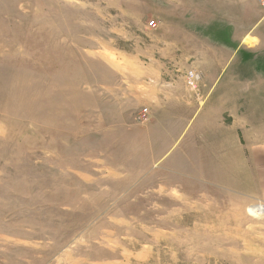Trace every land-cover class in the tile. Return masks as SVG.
Masks as SVG:
<instances>
[{
  "label": "rangeland",
  "instance_id": "374dc122",
  "mask_svg": "<svg viewBox=\"0 0 264 264\" xmlns=\"http://www.w3.org/2000/svg\"><path fill=\"white\" fill-rule=\"evenodd\" d=\"M263 1L0 0V264H264L244 142L192 150L264 82Z\"/></svg>",
  "mask_w": 264,
  "mask_h": 264
},
{
  "label": "crops",
  "instance_id": "0c3cea01",
  "mask_svg": "<svg viewBox=\"0 0 264 264\" xmlns=\"http://www.w3.org/2000/svg\"><path fill=\"white\" fill-rule=\"evenodd\" d=\"M256 83L249 81L247 85L242 88L236 87L237 89L226 86V94L222 87L220 94L217 91L218 82L213 91L214 109L202 110L204 112L200 114L203 118L199 121L200 124L194 127L193 135L200 137V146L192 150H198L200 157L220 158L233 153V156L237 155L240 158L243 147L240 142H244L249 159L248 172L252 182L258 191H264V82L255 85ZM241 99L248 103V106L245 114L247 120L240 127L237 104ZM225 112L233 118L231 123L225 124L223 119H220L224 117ZM211 122L213 125L210 124ZM209 148L212 150L211 153ZM223 167L224 164L222 169L219 165L222 172Z\"/></svg>",
  "mask_w": 264,
  "mask_h": 264
},
{
  "label": "built area",
  "instance_id": "2783aa9c",
  "mask_svg": "<svg viewBox=\"0 0 264 264\" xmlns=\"http://www.w3.org/2000/svg\"><path fill=\"white\" fill-rule=\"evenodd\" d=\"M263 6H264V1H263ZM193 77V73L190 71L189 72V75H188V77H187V79H188V81H189V83L190 84H192V82L190 81V79Z\"/></svg>",
  "mask_w": 264,
  "mask_h": 264
},
{
  "label": "bare ground",
  "instance_id": "6f19581e",
  "mask_svg": "<svg viewBox=\"0 0 264 264\" xmlns=\"http://www.w3.org/2000/svg\"><path fill=\"white\" fill-rule=\"evenodd\" d=\"M254 209H261V207H254Z\"/></svg>",
  "mask_w": 264,
  "mask_h": 264
}]
</instances>
